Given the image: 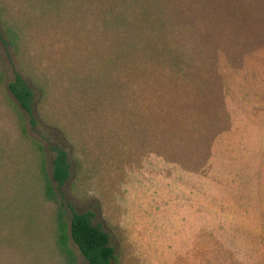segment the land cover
<instances>
[{"label":"rangeland","instance_id":"obj_1","mask_svg":"<svg viewBox=\"0 0 264 264\" xmlns=\"http://www.w3.org/2000/svg\"><path fill=\"white\" fill-rule=\"evenodd\" d=\"M262 117L264 0H0V264H66L58 207L110 264H264Z\"/></svg>","mask_w":264,"mask_h":264},{"label":"trees","instance_id":"obj_2","mask_svg":"<svg viewBox=\"0 0 264 264\" xmlns=\"http://www.w3.org/2000/svg\"><path fill=\"white\" fill-rule=\"evenodd\" d=\"M9 93L18 104L19 109L26 115H31L32 93L19 75L7 86ZM17 123L25 134L22 115H17ZM66 153L56 150L53 161L52 180L58 186L66 180L67 173ZM44 180V195L48 200H55V193L51 179L46 175L42 166ZM56 218V246L58 252L65 259L66 264H77V256L72 250V245L84 258L86 264H110L114 260L113 249L108 245L107 235L97 226L92 225L89 213L79 214L71 212L69 223L65 211L58 207Z\"/></svg>","mask_w":264,"mask_h":264},{"label":"crops","instance_id":"obj_3","mask_svg":"<svg viewBox=\"0 0 264 264\" xmlns=\"http://www.w3.org/2000/svg\"><path fill=\"white\" fill-rule=\"evenodd\" d=\"M245 118L250 123V125L253 126V127H256L257 122H259V120H261V118H259L256 115H254L253 110L249 111Z\"/></svg>","mask_w":264,"mask_h":264}]
</instances>
